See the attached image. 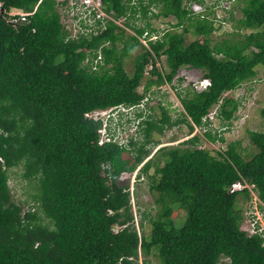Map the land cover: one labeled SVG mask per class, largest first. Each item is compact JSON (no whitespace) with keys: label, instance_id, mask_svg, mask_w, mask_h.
Wrapping results in <instances>:
<instances>
[{"label":"trees","instance_id":"16d2710c","mask_svg":"<svg viewBox=\"0 0 264 264\" xmlns=\"http://www.w3.org/2000/svg\"><path fill=\"white\" fill-rule=\"evenodd\" d=\"M0 1L5 9L0 12V264H137L141 252L143 264H152L153 248L160 264H219L222 257L225 264H264V240L246 233L237 201L249 192L227 189L243 176L264 199V130L247 131L254 147L249 157L240 139L225 147H199L197 132L152 154L146 147L151 139L158 142L153 135L164 126L184 122L189 133L202 126L219 100L223 121L236 116L239 101L223 93L264 67V0H243L237 27L215 37L212 17L192 13L186 0H138L142 16L153 5L182 25L150 41L154 54L113 20L96 34L68 38L56 7L66 1ZM101 2L114 18L125 15L123 24L138 35L149 25L148 20L136 24L130 0ZM18 8L30 13L24 21H11L8 11ZM190 29L195 37L186 41ZM98 48L105 65L92 70L84 59L95 57ZM136 49L128 72L126 59ZM162 55L166 70L156 63ZM184 65L201 71V84L178 91L182 117L173 119L159 105L158 117L146 114L138 121L142 141L99 142L102 120L86 111L135 106ZM204 136L224 141L210 129ZM142 160L137 176L146 173L162 204L154 215L143 212L151 225L148 235L137 232L130 185L116 181ZM17 165L24 178L37 181L32 194L37 209L25 210L12 196L9 169ZM171 203L184 209L180 224Z\"/></svg>","mask_w":264,"mask_h":264},{"label":"rangeland","instance_id":"374dc122","mask_svg":"<svg viewBox=\"0 0 264 264\" xmlns=\"http://www.w3.org/2000/svg\"><path fill=\"white\" fill-rule=\"evenodd\" d=\"M59 2L63 0H57ZM65 4L58 3L57 10L61 14V17L64 15V19L68 20V23H73L76 16L73 17L70 15V3L72 0H64ZM244 4L243 0H234L231 9L226 12L223 16L225 21H228V18L232 25H237V20L241 17V6ZM11 10V9H10ZM232 12L233 18L231 19L230 13ZM222 14V12H220ZM229 22V21H228ZM142 19H137L136 24H142ZM236 25L232 26L237 27ZM73 25H71V28ZM232 28L230 27V30ZM232 29V30H233ZM241 33H244V29H240ZM74 33L73 31H71ZM214 34V33H213ZM240 34V33H239ZM236 35V37L239 36ZM241 35V34H240ZM219 36V35H215ZM195 34L192 29L189 30L186 34V41L194 38ZM139 49L133 51V55L129 56L125 62V68L128 72L131 71L133 67V57ZM159 63L162 65V69L166 70L168 65L166 63V57H158ZM180 74L171 82L163 83L158 87H151L147 92V98L143 100V107H134L131 113L125 116H117V113L114 111L120 110H106V112L113 111L116 115V119H120L118 125V133H114L113 136L116 137L119 141H124L129 143V139L137 140V142L142 141L143 134L142 130L138 127V120L133 118V114L136 110H140L146 116L151 115L152 117H158L160 115L159 105H163L167 108L168 113L173 119L182 117L183 106L178 96V91H181L183 94L186 87L199 86L201 84L200 77L201 71L196 69H189L187 66H182L180 68ZM144 82V81H143ZM139 90H142V86L139 87ZM146 92V93H147ZM226 96H232L233 98L239 101V106L235 112V117L230 121H223L220 115L218 114V108L215 113L214 106L210 109L208 114L207 122L202 126H195L194 131L189 133L188 126L183 122L179 124H174L172 126H164L161 133H155L153 136L158 139V142H154L153 139L146 143V147L150 149L151 154L161 145H176L179 142L185 140L192 133L197 132L200 135V141L198 142L200 146L207 148H219L225 147L226 142L234 139H240L241 144L245 150V157H249L252 152H254V147L251 145L247 131L249 129H258L264 130V115L261 113L262 107H264V67H257V74L253 77L252 80L244 81L234 89H230L225 92ZM147 107V108H146ZM121 108V107H120ZM106 112L98 113V117H101V114ZM107 115V114H106ZM105 115V116H106ZM131 119V120H128ZM210 129L212 132H216L219 135L224 137V141L215 140L211 141L204 136V131ZM133 150V153H136V147L129 145ZM146 158V157H145ZM144 158V159H145ZM22 167L21 165L13 166L9 169V185L11 188L13 198L22 203L23 208L26 210L37 209V205L33 199L32 194L37 191V181L33 178H24L21 175ZM132 173L123 172L117 176L116 181L119 185H131L132 183ZM149 178L146 173L141 174L139 178L136 177V180L133 182V211L135 216L138 219L140 230L143 231L146 235L149 234L151 230V225L149 219L143 216V212L147 211L149 214L154 215L158 208H162V204L157 202L155 194L149 188ZM238 203L243 208V215L245 218V211L247 208V200L242 199L240 196L237 199ZM172 210L173 219L176 223L180 224L184 218V209H181L177 203L169 204ZM241 228V225H239ZM141 255L144 256V253L141 252ZM152 264H160L159 258L156 254V250L153 248L152 253L148 255ZM228 262L227 257H222L219 264H225Z\"/></svg>","mask_w":264,"mask_h":264},{"label":"built area","instance_id":"2783aa9c","mask_svg":"<svg viewBox=\"0 0 264 264\" xmlns=\"http://www.w3.org/2000/svg\"><path fill=\"white\" fill-rule=\"evenodd\" d=\"M233 2H234V0H186L185 4L188 7V9L193 10L192 13L200 15V17H206V18H209V16L212 17L211 19L213 20V25L215 26L213 33L215 35H221V34H223L224 31L230 30V27L233 29L231 23L228 22L229 20L225 21V18H223L224 14L231 9ZM61 4H63V3H61ZM129 4H130V6L133 5V7L135 9V11L133 13L135 15L136 21H137V19L143 20V23L138 24V25H144L147 20L149 21V25L144 28L143 33L140 35L136 34L135 31L131 27H128L125 24H123V20L125 18V15H123L120 18H114L113 16L108 14L103 9L101 0H72V2L70 3V6H69L70 7V15H72L73 17L76 16V19H75V21H73V23H68V20L64 19L65 18L64 17L65 14H64L61 17V22L64 25V28L67 30V32H66L67 37L73 38V37H77L79 34H84V35L85 34L86 35L96 34L97 32L101 31L102 29H104L106 27V24L109 20H113L117 24L124 27L127 30V32H129L131 34H135L138 37L140 43L142 45H144V47L146 49L151 51V53H152V49L150 46V41H155L157 39H160L166 31H168L170 29H180L182 26V25L177 24L176 16H174L173 14L163 16L162 14L159 13L158 8L153 6V5H150L147 8L146 16H142V13L140 10V4H139L138 0H130ZM4 11H5V9L2 7V3L0 1V12H4ZM131 12H132L131 9L128 8L126 15L127 16L130 15ZM220 12H222V14ZM8 13H9V15H12L9 17V19L11 21L15 22L17 20H20V21L26 20V15L30 12H26V11L21 10V9H14V10L11 9L10 11H8ZM16 14H18V15L16 16ZM71 25H73L72 28H71ZM150 27H152V28H150ZM71 31H73L74 33H72ZM152 54H154V53H152ZM163 56H165V55H162L161 58ZM159 60L160 59L156 58V63L159 67H161L162 65L159 63ZM84 61L86 63H88L90 69H92V70L98 69L100 65H103L105 63L103 60L102 52L99 48L97 49V54L95 57H91L90 55H86ZM151 67H152V63L149 62L145 67V70H144L145 74H149ZM179 74H180V72L178 74H176L172 80H174ZM165 83H169V82L165 81ZM226 91H228V90H226ZM225 92L223 93L224 96H226ZM147 94H148V92L145 94L144 99L147 98ZM219 102H220V100H219ZM219 102H217L214 105L213 111L215 113H217L216 109L219 106ZM142 105H143V101L140 102L139 104L135 105V106H133V105L123 106L122 105V106H118L116 108L110 107V108H107L106 110H108V109L113 110V109H118L121 107V109L129 111V113H131V111L133 110L134 107H143ZM106 110H104V111H106ZM116 111H114V112L116 113ZM98 113H100V110L95 109L92 111H86L85 115L87 117L98 118V115H97ZM118 128H119V126L116 125L117 130H118ZM98 130L100 131L101 129H98ZM102 130H103V128H102ZM113 137L114 136H111L110 133H109V135H107L106 133L100 134L99 135V142L102 143L104 141L115 140ZM116 142H118L120 144L125 143L124 141L121 142L119 140H116ZM198 146L202 147L199 144H198ZM145 159H147V157ZM144 160H142L136 166L135 170H133L131 172L132 173V176H131L132 177V180H131L132 183L129 186V190H130V194H131L132 206L134 204L132 185H133V182L136 180V177L139 178L137 176V174H138V171H139ZM227 189L229 192L243 191L244 189L248 190L249 197L246 199L247 200V208L245 211V218H244L245 231L248 235H252V234L259 235L264 240V199H262L259 196L258 190L255 187V184L250 182L249 180H247L246 178H244L242 176L240 179L233 181L227 187ZM134 222H135V225L137 228V232H138V234H140L141 233L140 225H139L138 219L135 216V214H134ZM137 264H143V257L141 255V253H139Z\"/></svg>","mask_w":264,"mask_h":264},{"label":"clouds","instance_id":"9594fccd","mask_svg":"<svg viewBox=\"0 0 264 264\" xmlns=\"http://www.w3.org/2000/svg\"><path fill=\"white\" fill-rule=\"evenodd\" d=\"M120 106H122V105H120ZM116 107H118V106H115L114 108H116ZM106 109H99V110H100V112H106V111H104ZM119 109L120 110L116 111L118 117L128 115L129 111H126V110L121 109V108H119ZM137 111H140V110H136V112L133 114V118H135L136 120L139 121L143 117H145L146 114L142 113L141 115H138ZM128 116L130 117V115H128ZM100 119L102 120V125L99 127V129H101V130L100 131L98 130L99 135L104 134V133L109 135V133H110L111 136H113L115 132L118 133V130L116 129V125H118L120 123V119H116V115L113 113V111H109V112L101 114ZM129 120H131V119H129ZM118 126H120V125H118ZM102 128H103V130H102ZM113 138L115 139L113 141L117 140L115 136Z\"/></svg>","mask_w":264,"mask_h":264},{"label":"bare ground","instance_id":"6f19581e","mask_svg":"<svg viewBox=\"0 0 264 264\" xmlns=\"http://www.w3.org/2000/svg\"><path fill=\"white\" fill-rule=\"evenodd\" d=\"M147 108V107H146Z\"/></svg>","mask_w":264,"mask_h":264}]
</instances>
